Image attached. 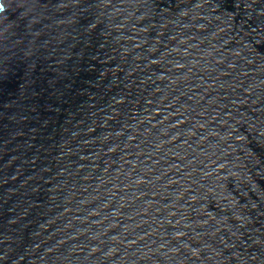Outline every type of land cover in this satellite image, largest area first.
Returning <instances> with one entry per match:
<instances>
[{"label":"water","instance_id":"obj_1","mask_svg":"<svg viewBox=\"0 0 264 264\" xmlns=\"http://www.w3.org/2000/svg\"><path fill=\"white\" fill-rule=\"evenodd\" d=\"M0 264H264V0H0Z\"/></svg>","mask_w":264,"mask_h":264}]
</instances>
